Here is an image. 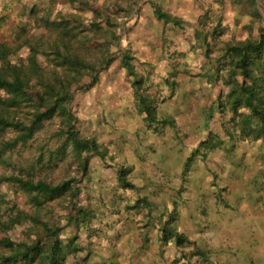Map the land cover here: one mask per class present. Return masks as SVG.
I'll use <instances>...</instances> for the list:
<instances>
[{
    "label": "trees",
    "instance_id": "1",
    "mask_svg": "<svg viewBox=\"0 0 264 264\" xmlns=\"http://www.w3.org/2000/svg\"><path fill=\"white\" fill-rule=\"evenodd\" d=\"M32 1V4H25L23 8L16 38L12 42L0 40V159L6 162L9 153L27 148L35 135L44 128L45 121L58 115L64 124L62 131L67 137L66 144L55 152L50 150L48 163H43V159L39 158L37 166L52 168L60 161H65L69 153L66 151L68 144L72 146L73 159L79 164L81 176L88 170L90 156H98L106 166L116 169L117 179L123 188L139 192L138 186L129 179L131 165L111 163L108 152L95 137L80 136L71 107L76 93L97 84L99 71L111 64L114 56L111 47L121 37L122 25L117 15L126 9L117 3L104 6L96 0H69L77 4L79 11L92 13L86 20L78 13H64L58 0H49L48 3L43 0ZM236 1L247 6L246 12L251 15V19L244 25L247 35L240 40L227 42L222 58H218L219 63L222 60L224 63L216 66V75L225 80L228 91L225 96L219 97L217 109L223 115L230 112L227 122H231L234 133L239 130L242 137L256 139L264 137V0ZM142 2L137 0L133 4L136 13ZM150 3L156 17L165 24L181 27L186 23L160 3L154 0H150ZM207 20L204 15L198 19L202 27H196L195 37L208 46L206 54L210 57L212 47L208 38L215 37L218 32L217 29L209 31L205 28ZM123 26L128 31L127 24ZM22 48H27L26 55L21 53ZM41 54L52 64L50 72L39 60ZM118 56L129 75L133 76L132 85L139 110L148 125L155 130L167 124L175 127L173 119L159 116L155 99L149 92L152 65L147 64L150 72L144 75L137 70L133 62L135 55L131 50H121ZM166 82L173 89L178 85L175 77L167 78ZM9 131L14 132L10 137L7 136ZM211 135L201 141L194 155L200 152L205 154L206 148L213 145ZM193 158L189 157L188 167ZM7 185L16 192H26L34 211L25 213L19 210L1 221L0 248L3 250L0 251V264H65L70 253L75 254L74 264H90L89 252L80 254L84 246L76 241L80 226H88L94 214L90 208L77 204L76 199L81 192L78 179L54 182L32 175L0 174V203L11 202L6 200V192L3 191ZM64 196L74 198L66 205V225L42 220L40 215L44 206ZM11 200L16 206V201L13 198ZM134 206L146 209L148 214L153 211L145 195L137 196ZM173 214L171 216L170 212L162 211L156 217L157 222L152 223L160 231L162 256L164 247L170 243L179 249L180 256L169 264L180 261L190 263L193 257L203 264H224L214 261L206 248L181 231L176 211ZM27 221L31 224H26ZM71 225L74 227V237H68L63 232L66 226ZM20 226H23L27 237L20 240L11 237L8 232ZM35 228L39 231H34ZM186 247L192 250L187 251Z\"/></svg>",
    "mask_w": 264,
    "mask_h": 264
},
{
    "label": "rangeland",
    "instance_id": "2",
    "mask_svg": "<svg viewBox=\"0 0 264 264\" xmlns=\"http://www.w3.org/2000/svg\"><path fill=\"white\" fill-rule=\"evenodd\" d=\"M43 1L48 3L49 0ZM96 1L104 6L117 3L126 9L117 15L118 21L122 25L120 27L122 38L117 45H123L125 37L130 34V32L128 33L127 30L124 29L123 25L126 23L127 27H129L131 25L134 26L136 21L138 22L137 25H139L141 22L138 14L135 12V9L132 8L133 4L136 3L137 0ZM143 1L147 4L148 0ZM167 1L170 3V5L175 4L176 7L180 6L181 3H185V0ZM32 2V0H0V40H8L12 42L13 39L16 38L18 32V23L22 20L21 13L24 12L23 8L25 4L30 5ZM194 4L197 5V8L198 5L203 6V4H205V6L202 8L205 14L201 12L202 14L199 15V17L204 15L208 18V27L206 26L205 28L209 31L217 29L218 33L215 35V37L208 38L212 43V51L209 57L210 60H208L210 63L215 62L218 66H220L224 62L222 60L219 63L218 58H222L226 43L232 40L242 39L247 35L244 25L251 19V15L245 11L243 6L238 5L233 0H197V3ZM58 5L62 8L64 13H78L86 20L92 15L90 11H79L78 8H76L77 4H73L69 0H58ZM162 6H164V4H162ZM187 7L188 6H186V8ZM196 19L193 18L192 20L195 21ZM195 22L198 24L197 20ZM191 25L192 28L188 30L191 32L190 36H193L192 30L195 29L194 25L196 24L191 23ZM198 26L202 27L200 25ZM177 31L178 30H174L173 28L167 29V27H165L164 29L162 26H158L155 28L153 38L157 39L159 43L161 42L163 45L169 44L168 46L171 48V44L173 43L171 38L176 37ZM117 45L112 47V51L115 52L118 50ZM21 50L20 51L23 55L27 54V48H22ZM39 60L46 70L50 72L51 68L53 67L52 64L42 54L39 56ZM203 61H205V59ZM207 62H205V65ZM216 79L218 80H216L215 84H213V86H217L215 90L211 91L209 84H206L205 87L207 88H205V91L201 85L202 92H196L192 95V97H190V100L193 101V103L190 104L188 115L194 112L196 116V113L202 110L201 114L204 113L205 118L208 116L211 120H213L212 129L216 132H219L222 130V127L225 128L226 124L227 126L228 124H231V122H227L231 114L229 111H227L225 112V115H223L222 113H219V110L217 109L218 99L220 96H225L227 94L228 87L222 77L218 76ZM199 82H201L200 79ZM71 107L72 112L76 117L78 115V111L72 102ZM201 120V117H189L187 115L179 119L181 137H174L171 139V141H166L167 147H171V149L174 150L178 145H180L181 139L187 142V146L189 144V139H196L190 142L189 149L186 146L181 153H179V151L174 152V155L172 156L173 165H171V168L175 167L177 170V167H182L184 162L187 160L188 155H190L192 147L198 145L199 138L196 135V131L203 128V126L200 125ZM103 122L110 123L112 126L115 124L114 120L110 121L107 118H104ZM101 123L98 121L97 125H101ZM75 125L77 127V120ZM97 125L95 126L96 131L93 133L94 126L89 120V137H95L98 139V137L102 136L103 130H101V133H97ZM63 126L64 124L61 120V117L58 115H55L52 119L46 120L44 128L35 135L27 148L9 153L7 156L8 160L6 162L0 159V174H22L23 176L32 175L36 178L44 177L54 182H60L64 179L69 180L76 178L78 179V187L82 189L84 176H81L82 174L80 172L79 164L73 159L71 145L67 144L68 147L66 151H69V153L67 154L68 157L65 161H60L58 164L52 166V168L37 166L39 158L43 159V163H48L47 158L50 155V150L55 152L61 146H65L67 137L62 131ZM77 130L81 135V131L79 129ZM223 131L225 130L223 129ZM168 133L172 135L173 129L169 130ZM13 134V131H9L7 136L10 137ZM123 137L124 136L122 134L121 138ZM116 140L117 139H115V142ZM250 142L251 141L243 140L238 142L236 147L240 148L241 145H243L242 149H244V147H246ZM255 144L258 145L260 150L263 152L262 162H260L261 160H256L254 164H244L245 166L250 165V167H252L251 170H256V167L260 168L257 171H259L258 173L261 177V182L259 183L260 187L258 189L247 191V194L250 198H253L254 193L259 192L260 190L264 192V138L260 139ZM103 149L109 152L108 148H105V146ZM242 149L239 150L242 154L240 157L245 160L246 151L244 150V153H242ZM120 152L123 153V150H120ZM117 153L118 151L116 150L114 154ZM221 153L225 159L229 154L228 152L227 155H225V150H221ZM114 154H108L110 157V162L118 163L117 161L119 160L115 159L117 157ZM236 154L238 153H235L233 156H237ZM220 165V163L214 162L213 168L219 170ZM165 166V164H158L160 174L158 178L161 182H158V184L161 186L160 191L162 194L161 205L174 200V198L170 196L171 189L173 190L179 185L178 172L176 170H172L170 173H166L167 170ZM113 169V167H106L100 157L90 156L89 201L87 198L85 199L83 193L78 195L76 201L78 205H83L86 208H90L93 211L94 218H92L88 226L83 224L80 226L78 240L76 243L82 247L84 246V250L80 251L79 253H86L88 250L90 255L88 260L90 264H165V258H167L168 262L173 263L174 258L180 256L179 249L173 245V243H170L165 247L164 257L157 252L158 249L156 250L154 247V241H152V243L148 241L146 244H143L141 249L135 248L132 252L126 251V246H134V242L138 240L139 232L141 237L145 232H147V229L145 228L147 226V222L145 220V216L128 207V201L133 199V196L136 194V192L133 190L128 191L121 187L117 176L114 175ZM144 174L145 173L142 174V177L145 176ZM138 176L135 177L131 174V177L135 178L136 180H138ZM146 179L147 185L145 187L150 186L151 189L152 184L155 183V179H148V177H146ZM248 185L250 184L248 183ZM3 191L6 192V200L11 202L0 203V223L2 220L4 221L10 218L11 215H15L19 210L25 213H32L34 211V207L29 202L28 194L26 192L22 190L16 192L15 189L10 185L5 186ZM148 191L149 188H147V190H142L141 192L149 195ZM182 193L184 194V191ZM192 193L193 190H191L190 194ZM175 194L178 195L177 192H175ZM172 195H174V192ZM180 196H177L179 202H181V199H183V197ZM194 197H197L198 199L196 194L188 196L182 201V205H185L187 209V217H183L182 219L180 216L178 217V226L181 231H184L188 235L190 234L192 238L196 239L203 248L209 250L214 261L219 260L224 264H264V225L262 226V230L257 231L253 228V224L250 221L246 222V227H243L242 229L239 228L238 223L232 222V225H234L237 230H226L225 226L219 221L218 217L217 222L211 219L212 216L210 213L213 210L212 206L210 207L208 202L205 203L207 206L206 212L209 210V213L206 215L204 214L205 216L201 221H193L191 219L192 213L190 212L194 209L193 206L196 204L195 202H204L201 199H193ZM12 198L16 201V206L13 205L11 200ZM206 198H208V195ZM208 199H214L213 193H210ZM226 199L231 201L233 198L230 195V197ZM72 200H74V198L64 196L59 199L49 201L44 206V210L41 212V219L50 223L56 222L66 225L68 216V209L66 205L70 204ZM83 201L84 204L82 203ZM87 202H89V205H87ZM160 209L162 210L163 207L161 206ZM202 210L205 212L204 209ZM231 210L233 211V208H231ZM127 211L128 215L125 216L124 212ZM174 212L175 211L171 210L170 215L173 216ZM262 215L264 217V212ZM26 224H31V222L27 221ZM38 228L40 229L39 226ZM38 228H35L34 231H39ZM73 228V225L69 227L66 226L63 230L64 235L66 234L68 237H74L75 232H73ZM149 231L150 238H153L154 229L149 228ZM8 233L11 235V237H14L18 240L27 237L26 233H24L23 226L15 228ZM86 244H89V249H87L88 247ZM2 250L3 249L0 248V251ZM186 250L191 251L192 248L186 247ZM74 258L75 254H68L65 264H74ZM191 262L189 263L188 261H182L181 263L178 262L177 264H203L199 262L197 257H193Z\"/></svg>",
    "mask_w": 264,
    "mask_h": 264
},
{
    "label": "crops",
    "instance_id": "3",
    "mask_svg": "<svg viewBox=\"0 0 264 264\" xmlns=\"http://www.w3.org/2000/svg\"><path fill=\"white\" fill-rule=\"evenodd\" d=\"M154 1L161 5L164 4L163 7L171 11L174 15L183 18L186 23L181 27L165 24L156 17L150 0L147 1V4L143 1L140 9L136 13L141 20L139 25H137L138 22L136 21L134 23L135 27L133 25L128 27L127 32H130V34L125 37L124 44L117 45L122 38L120 37L118 42L113 45H117V51H112L113 46L111 47V52L114 55L113 60L107 68L99 71L97 84L90 89L77 92L72 101L78 111V115L76 116V129L81 131L80 136L89 137V120L94 126L93 133L96 131L95 126L97 122L100 121L101 123L102 121L101 125H97V133H101V130H103V134L96 139L100 144H103V147L105 146V148H108L109 155H113L116 150L118 151L117 154H114L117 157L115 159L119 160L117 161L118 163L131 165L132 167L129 179L138 186L139 192H136L133 199L128 201V207L145 216L147 222L145 228L147 232H145L142 237L139 232L138 240L134 242V246H126V251L132 252L135 248L141 249L143 244H146L148 241L151 243L154 241V247L156 250L158 249L157 252L161 254L163 246H160L159 242L160 231L157 229L158 226L152 225L153 221L154 223L157 222L156 217H158L162 211L170 212L173 210L176 211L177 216H180L181 219L187 217V209L185 205H182V201L188 196L196 194L198 199L197 197L193 199H201L204 202H195L196 204L193 206L194 209L190 212L192 213L191 219L193 221H201L203 217L209 213V210L206 212V203L208 202L209 206H212V210L214 211L210 213L212 216L211 219L217 222L218 217L226 230H237L235 226L232 225V222L238 223L239 228L242 229L246 227L245 223L250 221L253 224V228L260 231L264 225V217L262 215L264 212V192L260 190L254 193V196H256H253V198H250L247 194V191L260 187L259 183L261 182V177L259 176V171H257L260 168L255 166L256 170H251L252 167H250V165L245 166L244 163L254 164L256 160H261L260 162H262L263 152L255 143L264 138L263 136L256 139L253 137H242L239 130L235 133L233 132L235 129H233L231 124H228V126L226 124L225 128L222 127V130L216 132L212 129L213 120L208 116L205 118V114H201L202 110H200V112L198 111L196 113V116L197 118L201 117L202 120L200 125L203 126V128L196 131V135L199 138L198 145L192 147L191 153L188 155L182 167H177V170L175 167L171 168V165H173L172 156L174 152L179 151V153H181L184 147L187 146V142L181 139L180 145L173 150L171 147H167L166 141H171L174 137H181L179 119L185 115L196 117L194 112L188 115L190 104L193 103L190 97L196 92H202V87L205 90V88H207L205 87L206 84H209L211 91L216 89L217 86H213V84L218 80L216 79L218 75H216L217 72L215 70L217 64H215V62L210 63V59L206 54V48L208 46L195 37V29L199 25L195 21L197 20L198 22V19L201 17H199V15L202 14V8L205 4H203V6L198 5L197 8V5L194 4L197 3V0H193V3L192 0H185V3H181L180 6L176 7L175 4L170 5L167 0ZM233 1L243 6L246 11L247 6H245V4H241L236 0ZM186 6L188 7L186 8ZM203 13L205 14V12ZM193 18L197 19L193 21ZM191 23L196 24L194 25L195 29L192 30L193 36H190L191 32L188 30L192 28ZM158 26H162L164 29L167 27V29L173 28L174 30H178L176 32V37L171 38V40H173L171 48H169V44L163 45L161 42L159 43L157 39L153 38L155 28ZM210 37L212 36H209V38ZM209 43L212 44L210 41ZM121 50L132 51L135 55L133 62L137 70L144 75L150 72L147 64L152 65L153 73L150 72L149 75V92L155 99L159 116L173 119L175 121V127L167 124L162 129L155 130L145 121L143 114L139 110L134 87L132 85L133 76L129 75L122 65L121 57L118 56V52ZM204 59L205 61H203ZM205 62H207L206 65ZM171 77H175L178 81V85L174 89L169 87L166 82L167 78ZM199 79L201 82H199ZM104 118L110 121L114 120V126L110 123L103 122ZM171 129H173L172 135L168 133ZM223 129L225 131H223ZM122 134L124 136L123 138H121ZM210 135L211 141L215 144L213 143L212 146L206 148L205 154L200 152L194 155L201 141L207 139ZM115 139H117L116 142ZM195 139L196 138L189 139V144ZM243 140L251 142L248 143L244 149H242L243 145L237 148L238 142ZM189 144L187 146L188 149ZM240 149H242V153H244V150L246 151L245 160L240 157L242 155L240 153L241 151H239ZM120 150H123V153H121ZM221 150H225V155L229 152L226 159L223 158ZM235 153H238L236 154L237 156H233ZM190 156L194 158L191 160L190 166L188 167L187 162ZM214 162L221 164L219 170L213 168ZM158 164L166 165V173L176 170L178 172L176 173L179 175V185L175 189H171L170 193V196H172L174 200L169 203H163V205H161V186L158 184V182L161 183L158 178L160 175ZM113 170L114 175L117 176L116 169L114 168ZM143 173H145V176L142 177ZM131 174L135 177L139 175L138 180L132 178ZM146 177H148V179H155V183L152 184L151 189L150 186L145 187L147 185ZM248 183L250 185H248ZM82 184L83 187L80 193H83L85 199L87 198L89 201V166L83 177ZM147 188H149V195L141 192L142 190H147ZM126 190L129 191L132 189ZM191 190H193L192 194H190ZM183 191L184 194L182 193ZM173 192L174 195H172ZM175 192H177L178 195H176ZM210 193L214 195V199L212 200L208 199ZM139 195L148 197L153 206V211H151L150 214H148L146 209H139L134 206L137 196ZM207 195L208 198H206ZM230 195L233 199L228 201L226 198L230 197ZM177 196L183 197L181 202H179ZM82 203L84 204V201ZM87 205H89V202H87ZM161 206L163 207L162 210L160 209ZM231 208H233V211ZM202 209H204L205 212ZM124 215L127 216L128 211L124 212ZM149 228L154 229L153 238H150ZM189 237L194 239L190 234ZM86 246L88 247L87 249H89V244H86ZM208 252L210 251L208 250ZM164 260L165 264H169L167 258ZM181 262L182 261L179 263Z\"/></svg>",
    "mask_w": 264,
    "mask_h": 264
}]
</instances>
